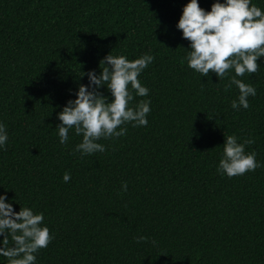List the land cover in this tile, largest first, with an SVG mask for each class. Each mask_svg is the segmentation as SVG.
Returning a JSON list of instances; mask_svg holds the SVG:
<instances>
[{
    "label": "trees",
    "instance_id": "16d2710c",
    "mask_svg": "<svg viewBox=\"0 0 264 264\" xmlns=\"http://www.w3.org/2000/svg\"><path fill=\"white\" fill-rule=\"evenodd\" d=\"M188 2L0 0V195L44 214L53 239L36 264H264V57L237 77L256 89L250 107L233 109L234 69L219 80L188 67L176 27ZM214 2L198 0L206 11ZM109 53L154 57L138 77L149 94L129 105L150 100L148 124L127 123L97 141L104 152L82 155L74 127L60 143L58 113ZM228 135L254 140L245 151L261 167L219 173Z\"/></svg>",
    "mask_w": 264,
    "mask_h": 264
},
{
    "label": "clouds",
    "instance_id": "9594fccd",
    "mask_svg": "<svg viewBox=\"0 0 264 264\" xmlns=\"http://www.w3.org/2000/svg\"><path fill=\"white\" fill-rule=\"evenodd\" d=\"M176 27L189 41L185 57L188 67L205 77L214 72L219 80L234 69L235 75L230 77L225 90L235 85L239 96L238 101L232 102V108L248 109V97H254L256 89L237 77L257 72L260 66L257 60L264 57V11L251 0H225L224 3L215 0L210 11L201 8L198 0H190ZM153 60L149 54L130 61L124 55L109 53L99 62V74L95 70L82 72L81 76L88 77V85L80 84L76 99L68 100L58 113L60 123L56 128L60 143L68 142L69 130L74 127L75 133L83 136L76 151L91 155L106 150L98 140L126 135L123 125L147 126L150 100H140L133 107L129 105L135 98L133 92L139 97L149 94V89L142 86L138 77ZM105 86L111 93V101L100 91ZM7 140L6 128L0 124V147L5 146ZM253 143L252 139L241 143L235 135L226 136L218 172L231 178L261 167L256 152L245 151V146ZM63 179L68 182L70 174L66 172ZM127 187L124 182L123 190L127 191ZM6 201L7 196L0 195V237H3L0 256L7 258L8 264H36V254L53 239L49 228L44 226V214L34 213L29 207H20L17 212ZM136 240L147 242L148 238L139 236Z\"/></svg>",
    "mask_w": 264,
    "mask_h": 264
}]
</instances>
